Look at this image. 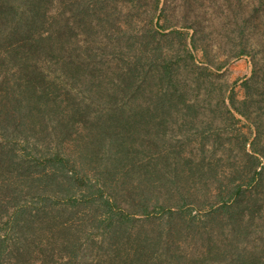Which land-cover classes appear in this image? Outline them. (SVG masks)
Listing matches in <instances>:
<instances>
[{"label":"trees","instance_id":"trees-1","mask_svg":"<svg viewBox=\"0 0 264 264\" xmlns=\"http://www.w3.org/2000/svg\"><path fill=\"white\" fill-rule=\"evenodd\" d=\"M43 1L0 0V264L207 263L215 246L190 258L175 246L184 227H199L195 216L184 214L192 189L185 188L189 194H182L177 209L167 206L160 196L166 193L168 201L172 187L181 185L165 182L159 167L131 160L120 132L130 130L127 100L142 90L138 67L110 81L84 50L80 25L50 20ZM254 80L243 82L247 92ZM252 98L248 92L242 103ZM228 99L251 119L234 90ZM158 103L132 115L159 114ZM259 138L251 156L253 178L261 181ZM243 187L235 185L210 218L255 210L258 199L249 209L242 202Z\"/></svg>","mask_w":264,"mask_h":264},{"label":"rangeland","instance_id":"rangeland-1","mask_svg":"<svg viewBox=\"0 0 264 264\" xmlns=\"http://www.w3.org/2000/svg\"><path fill=\"white\" fill-rule=\"evenodd\" d=\"M45 1L50 20L80 25L75 31L84 50L89 48L110 81L116 84L129 66L138 67L142 90L127 100L124 119L130 130L120 132L131 147V160L157 166L168 177L165 182L181 185L172 187L166 202L163 193L162 202L177 209L182 194L192 189L184 214L195 216L199 227H184L175 246L189 258L215 246V256L205 264H264V177L253 178L256 162L251 156V143L259 135L257 147L264 151V2ZM254 76L248 90L253 98L243 104L248 93L243 82ZM233 90L251 119L233 110L228 99ZM158 98L161 113L132 115L142 107L153 109ZM238 184L244 186L239 196L246 209L252 198L258 199L255 210L210 218ZM143 224L153 228L139 221Z\"/></svg>","mask_w":264,"mask_h":264}]
</instances>
